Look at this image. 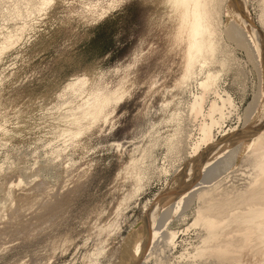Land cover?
<instances>
[{"label": "rangeland", "instance_id": "obj_1", "mask_svg": "<svg viewBox=\"0 0 264 264\" xmlns=\"http://www.w3.org/2000/svg\"><path fill=\"white\" fill-rule=\"evenodd\" d=\"M206 2L0 0V264H264V1Z\"/></svg>", "mask_w": 264, "mask_h": 264}, {"label": "bare ground", "instance_id": "obj_2", "mask_svg": "<svg viewBox=\"0 0 264 264\" xmlns=\"http://www.w3.org/2000/svg\"><path fill=\"white\" fill-rule=\"evenodd\" d=\"M224 1L225 0H207V4H208V9H207V13H208V18H209V25H208V32L210 33V34H216V33H218V34H221V32H222V29H221V27H220V24H221V22H222V20H221V11H222V7H223V4H224ZM261 1V0H260ZM264 1V0H263ZM264 5V4H263ZM225 9V8H224ZM226 10V9H225ZM264 12V11H263ZM261 13V12H260ZM263 16V15H262ZM264 18V17H263ZM262 18V19H263ZM226 19V18H225ZM226 29V28H225ZM227 35V34H226ZM226 37V36H225ZM229 38V37H228ZM217 43H213V40H210L209 41V46L211 47V50L213 51L214 50V48H215V45H216ZM228 50V49H227ZM226 53V52H225ZM225 56V55H224ZM226 57V56H225ZM212 78V75L209 73L208 74V76H207V79L205 80V81H209V79H211ZM207 130V132H206V135L208 134V129H205V131ZM208 136V135H207ZM170 145V144H169ZM175 145V144H174ZM179 145V144H178ZM171 149H173V148H171ZM262 152H261V158L263 159L264 158V146L262 147ZM185 152V151H184ZM219 178V177H218ZM221 178V177H220ZM219 178V179H220ZM263 178V177H262ZM218 179V180H219ZM222 179V178H221ZM262 181V180H261ZM263 183V182H262ZM260 185V184H259ZM264 185V184H263ZM259 187H261L262 188V185H260ZM259 187H257L258 189H256L255 188V190H252V193H253V191H254V193L256 192V194H257V192H258V190H260L261 188H259ZM263 188H264V186H263ZM262 190V189H261ZM260 190V191H261ZM259 191V192H260ZM264 191H262V193H263ZM250 193V192H249ZM254 193L253 194H249V195H252V197H254V196H256V194L254 195ZM262 193H259V194H262ZM244 194H246V193H244ZM248 194V193H247ZM246 194V195H247ZM233 195V194H232ZM247 196L248 197V199H249V201H247L248 199H246V197H244V196H242V199L243 198H245L244 200H242V201H247V202H249V203H247V202H242V204H241V206H238V205H240V204H237V205H234V206H229L228 207V205H227V208H229V212H231V210H234V212H235V210H236V212H238V214H239V211H237L238 209H243L244 208V210L246 211V213H244L245 211H243V212H241L238 216H239V218L238 219H236V215H235V219H236V222L239 224L240 222H241V220H244L245 221V223H244V226H243V228L242 227H238V229H235V227H234V230L231 232V234H234V233H238V234H240L239 232H243L242 234H241V236H249V234L250 235H254L255 234V236L254 237H256V240H257V242L259 243H257V242H255V244H256V247H257V245H258V247H259V249H257V250H261V252H262V254H263V256H264V199H263V201H259V202H262V205L259 203V202H256L255 201V198H252L251 196ZM241 196H240V200H241ZM258 196H261V195H257V197ZM263 196H264V194H263ZM263 196L262 197H258V198H256V199H258V200H260L259 198H263ZM218 197V196H217ZM249 197H251V198H249ZM235 198V197H234ZM233 198V199H234ZM218 199V198H217ZM238 199V200H239ZM251 199H252V202H251ZM213 200V199H212ZM236 200V202H238L237 201V199H234V201ZM255 202H254V201ZM257 200V201H258ZM262 200V199H261ZM227 202H228V200H227ZM65 203V202H64ZM225 203H226V201H225ZM229 203H232V202H229ZM235 202H233L232 204H234ZM240 203V202H239ZM248 205H246V204ZM66 204V203H65ZM220 205V204H222V203H217V205ZM228 204V203H227ZM231 204V205H232ZM243 204H245V207H243ZM216 205V204H215ZM224 205L225 204H223L222 206H223V210L224 209H227V208H224ZM230 205V204H229ZM211 207H212V204H211ZM211 207H209V209H208V213H210V212H212L211 211V209L213 210V207H214V210H215V207L216 206H214L213 205V207L211 208ZM225 207H226V205H225ZM219 208H220V206H219ZM57 209V208H56ZM214 210H213V213H211L212 214V216L211 215H209L208 213H206V215H204V220L206 221V223L208 224L209 223V225L210 226H214L216 223H218L219 222V224H220V222L222 223L223 221H221L222 219H224V217L226 218V216L227 215H225L224 216V214L225 213H227L226 212V210H225V213L223 212L222 213V215L220 214V209L218 210V212L217 213H219L221 216H223L222 218L221 217H219L218 215L217 216H213V214H214ZM217 210H215V212L217 211ZM56 211V210H55ZM210 211V212H209ZM222 211V210H221ZM204 212V211H203ZM206 212V211H205ZM205 212L203 213V214H205ZM233 212V211H232ZM233 212V213H234ZM202 214V215H203ZM229 214V213H228ZM231 214V213H230ZM229 216V215H228ZM229 217H231V215L229 216ZM234 217V216H233ZM233 217H231L230 219H234ZM220 218H221V220H220ZM228 218V217H227ZM227 218H226V220H227ZM234 219V220H235ZM200 220V219H199ZM225 220V221H226ZM229 220V219H228ZM231 221V220H230ZM243 221V222H244ZM236 222H234V221H232L231 223H233V225H234V223H236ZM213 223H215V224H213ZM223 223H225V222H223ZM228 223V222H227ZM230 222H229V228H230V224H231ZM219 224H217L216 226H219ZM238 224H236V225H234V226H238ZM243 225V223L241 222L240 223V225ZM221 225V224H220ZM227 225V224H226ZM226 225L224 226L223 224H222V226H224V227H226ZM239 225V226H240ZM241 225V226H242ZM208 226V225H207ZM232 227V226H231ZM208 229H211V228H209V227H207ZM221 227L219 226V228L218 229H220ZM213 229V228H212ZM215 229H217V228H215ZM223 229H221L220 231H222ZM224 230H226V228L224 229ZM218 231V230H217ZM226 231H228V230H226ZM208 232H210L209 230H208ZM214 232V231H213ZM212 232V233H213ZM219 232V231H218ZM217 232H215V234H216ZM225 233H227V232H225ZM225 233L224 232H222V233H220V234H218V238H217V236L216 237H214L213 235H210L211 236V238H212V236L214 237V238H217V239H219V235H222V236H224L225 237ZM244 233H248V235H245ZM254 233V234H253ZM210 234H211V232H210ZM224 234V235H223ZM238 234H236V235H238ZM229 231H228V237H229ZM230 236H232V235H230ZM207 237H208V234H207ZM227 237V236H226ZM227 237V238H228ZM251 237V236H250ZM249 237V238H250ZM209 238V237H208ZM233 238H236V236L234 235L233 236ZM239 238H240V236H239ZM249 238H243V243L245 242V244L247 243V241H250V239ZM223 239H225V238H223ZM205 240H207V239H205ZM234 240V239H233ZM238 240V239H237ZM252 240H254V238L252 237ZM212 241H214V243H216L215 241L216 240H212ZM225 242H228V240L226 241V240H224ZM232 241V238L230 239V242ZM255 241V240H254ZM173 242V241H172ZM207 242V241H206ZM251 242V241H250ZM207 243H210V245H211V239H210V241L209 242H207ZM214 243L212 242V244L214 245ZM224 243V242H223ZM223 243H216L217 245V247L219 248V247H223L224 246V244ZM233 243V242H232ZM240 243V242H239ZM239 243H237V244H239ZM254 242H252L251 244H253ZM204 244V243H203ZM237 244H235V245H237ZM242 244V243H241ZM249 244V243H248ZM209 245V246H210ZM226 245V244H225ZM228 245V244H227ZM234 245V244H233ZM240 245V244H239ZM206 247V246H205ZM215 247V246H214ZM213 247V248H214ZM217 247H215V248H217ZM226 247V246H225ZM237 247V246H236ZM207 248V247H206ZM210 248H212V246L211 247H209V249ZM217 248V249H218ZM224 248V247H223ZM239 249H240V247H238ZM220 249V248H219ZM225 249V248H224ZM212 251V250H211ZM246 251V250H245ZM213 252V251H212ZM220 253V252H219ZM237 253V252H236ZM216 255V254H215ZM260 255V254H259ZM261 257V256H260ZM250 258V257H249ZM260 259V258H259ZM220 260V259H219ZM264 260V259H263ZM263 264V263H262Z\"/></svg>", "mask_w": 264, "mask_h": 264}]
</instances>
